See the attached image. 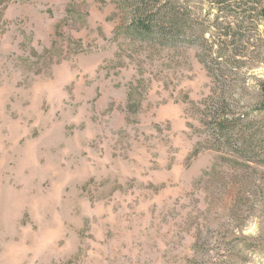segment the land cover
<instances>
[{
	"label": "rangeland",
	"instance_id": "obj_1",
	"mask_svg": "<svg viewBox=\"0 0 264 264\" xmlns=\"http://www.w3.org/2000/svg\"><path fill=\"white\" fill-rule=\"evenodd\" d=\"M172 2L163 42L123 0H0V264H264V166L209 124L261 119L264 0Z\"/></svg>",
	"mask_w": 264,
	"mask_h": 264
},
{
	"label": "trees",
	"instance_id": "obj_2",
	"mask_svg": "<svg viewBox=\"0 0 264 264\" xmlns=\"http://www.w3.org/2000/svg\"><path fill=\"white\" fill-rule=\"evenodd\" d=\"M123 1L133 9L129 28L141 36L156 37L163 42L173 41L176 37L180 38V30L188 25L186 16L175 8L172 0L157 9L151 8L147 0ZM261 91L264 94V83L261 84ZM227 99L226 94H222L218 100L222 109L211 110L209 124L212 125L213 137L227 147V159L232 164L242 168H250L253 164L264 166V101L253 109V115L261 118L255 121L248 113L230 119L229 112L223 108Z\"/></svg>",
	"mask_w": 264,
	"mask_h": 264
}]
</instances>
